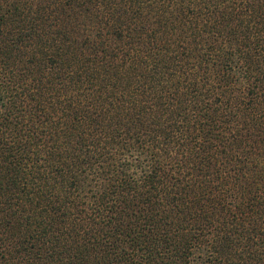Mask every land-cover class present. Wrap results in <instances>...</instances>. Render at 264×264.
<instances>
[{"label":"trees","instance_id":"1","mask_svg":"<svg viewBox=\"0 0 264 264\" xmlns=\"http://www.w3.org/2000/svg\"><path fill=\"white\" fill-rule=\"evenodd\" d=\"M0 264H264V0H0Z\"/></svg>","mask_w":264,"mask_h":264}]
</instances>
